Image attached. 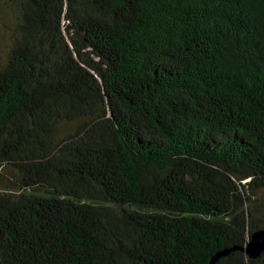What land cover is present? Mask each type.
<instances>
[{"label":"trees","instance_id":"obj_1","mask_svg":"<svg viewBox=\"0 0 264 264\" xmlns=\"http://www.w3.org/2000/svg\"><path fill=\"white\" fill-rule=\"evenodd\" d=\"M9 10L0 264H210L264 228V0Z\"/></svg>","mask_w":264,"mask_h":264},{"label":"rangeland","instance_id":"obj_2","mask_svg":"<svg viewBox=\"0 0 264 264\" xmlns=\"http://www.w3.org/2000/svg\"><path fill=\"white\" fill-rule=\"evenodd\" d=\"M11 10H9L5 14L4 23L0 24V68L6 63L8 52H9V41L11 40V32L8 31L7 26H11L12 24V16ZM258 197L260 200L255 202V205L252 207H256L258 209L259 215L264 216V189H261Z\"/></svg>","mask_w":264,"mask_h":264},{"label":"water","instance_id":"obj_3","mask_svg":"<svg viewBox=\"0 0 264 264\" xmlns=\"http://www.w3.org/2000/svg\"><path fill=\"white\" fill-rule=\"evenodd\" d=\"M236 248L241 249L251 258L259 257L264 251V228L255 230L249 237L246 245L233 246L221 250L215 257H213L210 264H215L221 256L228 254L231 250Z\"/></svg>","mask_w":264,"mask_h":264}]
</instances>
